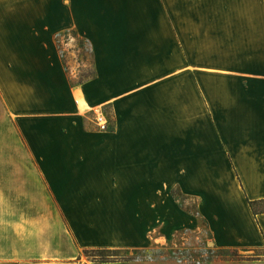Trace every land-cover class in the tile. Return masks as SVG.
<instances>
[{
	"label": "crops",
	"instance_id": "obj_1",
	"mask_svg": "<svg viewBox=\"0 0 264 264\" xmlns=\"http://www.w3.org/2000/svg\"><path fill=\"white\" fill-rule=\"evenodd\" d=\"M44 9H71L67 25ZM68 27L95 61L76 84L56 41ZM0 194V264H174L80 256L205 222L219 248L264 247V0H0Z\"/></svg>",
	"mask_w": 264,
	"mask_h": 264
},
{
	"label": "rangeland",
	"instance_id": "obj_2",
	"mask_svg": "<svg viewBox=\"0 0 264 264\" xmlns=\"http://www.w3.org/2000/svg\"><path fill=\"white\" fill-rule=\"evenodd\" d=\"M114 10L119 11V13H116V15L125 16L128 15L129 11H137L138 9ZM33 11L35 10L30 9V14L34 13V15H41L40 10L38 13ZM70 11L71 9H44L43 15H59L62 25H67L68 18L70 17ZM134 15H136L135 11ZM139 15L143 16L148 14L146 12H141ZM163 15L164 9H157V16L159 17ZM56 41L62 54L66 69L69 73L70 82L72 84H76L95 74V61L92 51V44L83 36H81L74 27L62 29L60 33L56 35ZM92 113L94 114L95 111H92ZM14 126L16 127L15 122ZM16 131L19 130L14 129L13 158L21 159L22 153L18 150H20V145L23 141L22 137L16 133ZM175 193H178V191H175ZM0 197H2V199H0V223L3 224L5 218L3 215V194H0ZM181 198L190 211L196 212V201L192 199H185L183 197ZM0 236L3 235L0 234ZM232 252L233 251H228V249L225 248H219L215 244L214 240L212 239V235L208 230L207 223L205 222L204 226H201L198 230L189 229L183 233H177L171 241H168L164 244H158L153 248L125 249L120 252L121 255H119V259L121 260L128 257L165 256L167 258H173L176 262L174 264H211L213 260H228L229 258H227L226 254H230ZM237 252L244 258L255 257L258 255L262 256L264 255V247L252 250L237 249ZM96 254H98V252L92 251L90 248L83 249L81 251L80 258L84 257L86 260L88 259L92 261H98L100 260V257L96 259L94 257Z\"/></svg>",
	"mask_w": 264,
	"mask_h": 264
},
{
	"label": "trees",
	"instance_id": "obj_3",
	"mask_svg": "<svg viewBox=\"0 0 264 264\" xmlns=\"http://www.w3.org/2000/svg\"><path fill=\"white\" fill-rule=\"evenodd\" d=\"M262 202H264V200ZM255 204H256L255 201L251 202V205L254 208V210H256ZM91 250L98 252V254H96L94 256L96 259L98 257H100V260H98V261L104 262V261L120 260L119 259V257H120L119 255H121L120 252L125 250V249L92 248ZM228 251H233L230 254H226L227 258H229V259H246V258H244L238 254L237 249H228ZM249 258H252V257H249Z\"/></svg>",
	"mask_w": 264,
	"mask_h": 264
},
{
	"label": "built area",
	"instance_id": "obj_4",
	"mask_svg": "<svg viewBox=\"0 0 264 264\" xmlns=\"http://www.w3.org/2000/svg\"><path fill=\"white\" fill-rule=\"evenodd\" d=\"M94 122L100 130H107L109 128V120L107 114L99 109L95 110Z\"/></svg>",
	"mask_w": 264,
	"mask_h": 264
}]
</instances>
